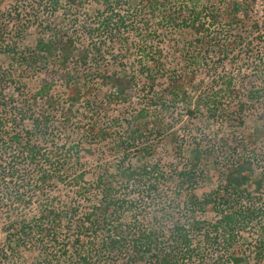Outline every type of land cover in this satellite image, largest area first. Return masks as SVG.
Returning a JSON list of instances; mask_svg holds the SVG:
<instances>
[{
	"label": "trees",
	"instance_id": "trees-1",
	"mask_svg": "<svg viewBox=\"0 0 264 264\" xmlns=\"http://www.w3.org/2000/svg\"><path fill=\"white\" fill-rule=\"evenodd\" d=\"M30 1L50 9L53 18L36 25L35 43L28 46L23 43L28 24L16 14L13 46L4 48L11 62L7 68L0 63V185L31 168L27 178L36 172L40 193L53 196L29 219L15 214V205L31 198L23 188L14 196L0 194V220H6L0 264H264V223L255 197L264 177L253 178L264 158L247 155L254 145L264 151V75L240 69L236 78L215 76L220 81L203 94L204 78H197L206 65L202 55L210 52L221 60L240 52L239 59L256 71L264 68L257 0ZM33 79L39 80L26 95ZM8 84L16 93L4 94ZM217 91L229 98L227 104L219 102ZM252 109L261 120L253 133L191 140L193 155L172 176L176 193L169 208L181 211L180 217L163 207L162 217H150L147 210H134V198L121 194L120 188L147 180L145 166L108 161L87 178L84 157L98 144H105L110 156L130 149L146 155L144 144L165 136L161 140L180 155L182 142L171 129L181 112L201 116L206 124L220 119L227 131L242 128ZM218 151H230L236 161L220 173L221 186L198 194L205 178L200 165ZM157 175L148 188L167 179L163 172ZM66 180L75 196L86 200L97 187L101 199L88 208L73 206L58 193ZM205 214H214V220L203 219ZM140 219L152 222L138 230ZM167 219L174 221L168 232L160 225ZM250 226L259 235L251 254L243 252ZM28 245L33 256H25Z\"/></svg>",
	"mask_w": 264,
	"mask_h": 264
},
{
	"label": "rangeland",
	"instance_id": "rangeland-1",
	"mask_svg": "<svg viewBox=\"0 0 264 264\" xmlns=\"http://www.w3.org/2000/svg\"><path fill=\"white\" fill-rule=\"evenodd\" d=\"M177 1V0H176ZM30 0H0V45L2 48V52H0V63L4 68H7V66L10 65L11 57L6 53L7 51L4 50V48H10L13 46V42L15 40L16 36V28L18 21L16 20V14H20V17L22 19L23 24H28V29L26 31V36L23 39V43L28 46H33L35 43V39L38 34V30L36 29V25L38 23H41L42 21L45 22L46 19H52L53 15L49 12L50 9L46 12L44 6H34ZM33 7V8H31ZM254 13L258 17L262 23H264V0H257L254 5ZM79 27L75 25L74 30H78ZM258 39L264 40V24L262 25V31L258 34ZM19 43H17L16 48L19 49ZM243 55V53L241 52ZM241 57L240 52H238L235 56L228 57L226 59L221 60L218 58L217 55L214 53H206L202 55V60L204 61L205 67L204 70L199 73L197 72V78H204V82L202 83V94L209 90H213V86L217 85L216 81L218 80L215 76H221L222 74L226 76L228 73H232L233 76L239 74V70L242 69L244 73H249L250 75H264V68L260 67V71H256V68L253 67V65H248L247 61L245 59H239ZM239 59L240 61H237ZM236 60V61H235ZM263 69V71H262ZM262 72V73H261ZM236 78V76H235ZM34 81H30L28 91L26 93L29 94L30 90L36 87L37 81L39 79H33ZM235 83H238L235 81ZM214 84V85H213ZM7 89H5L4 94H11L16 93V90L13 89L12 84L7 85ZM260 88L259 85H256V88ZM59 90H62V88H58ZM14 90V91H13ZM190 97L195 96L196 93L192 89L189 91ZM220 93V91H217ZM243 92V91H241ZM216 93V92H215ZM221 94V93H220ZM30 95V94H29ZM223 95L221 94L219 96V102L227 104L229 98H222ZM221 100V101H220ZM257 108H260V104L257 106ZM251 113L248 114L245 118V125L242 126V128L239 129H225L221 127L223 123H221L220 119L217 120H211L210 122L202 123L201 116H198L197 118H190L187 117L184 112H181L178 114L176 118L180 119L179 122L173 126L171 129L174 131H177V139L178 142L182 144L183 151H181L180 155L173 154L172 148L173 146L168 143L164 142L161 139H166L165 136H162L161 139H155L151 142H148L147 144H144L143 149L145 150L146 155L140 154L138 155L137 152H135V149H130L129 152H118L116 156H110L108 155L107 146L105 144H98L97 147H94V153L93 155H85L84 160L86 163V166L84 167L85 170L89 173L87 175V178H91L92 173L96 172L98 170V167H102L104 164L109 162L117 163L120 160L127 161L128 163H125L126 165L129 164V166H132V168L140 169L142 166H145L147 169V180L145 182H132V186L130 185L127 189L120 188L121 194L129 195L130 198H134L133 200L136 202V209L141 210H147L150 213V217L153 216H163V211H161V208H165L168 211H173L171 208H169L170 202L174 199L175 193H176V180L173 178V174H176V172L179 170V168H182L184 166V163L186 162L187 156H192V150H189V144L191 140H199L204 139L205 141H211L214 139V135L219 137H225V138H231L233 137H243V134L247 133H253L252 131L254 128H256L261 120L258 118V114L256 110H251ZM166 118H170L167 116ZM204 118V117H202ZM30 121H27L29 123ZM204 122V121H203ZM173 131V132H174ZM120 135V132H119ZM209 143H213L209 142ZM142 146V145H141ZM140 147V145H139ZM149 148V149H148ZM248 156L254 155V153H258L259 156L258 159L264 158V151H261L258 149L257 145H254L248 148ZM126 153V154H124ZM124 154V155H123ZM256 155V154H255ZM123 156H125L123 158ZM186 157V158H185ZM214 161V162H212ZM236 161L235 154H232L230 151L227 153H222L221 151H218L215 153V155L212 157L211 161L206 162L205 160L202 161V164L200 165L202 168L205 169V178L202 183L198 185V191L197 193H207L211 190H214L215 188L221 186V180H220V173L225 172L226 169L229 168L232 164H234ZM46 167H48V163H45ZM112 166V165H109ZM154 167V168H153ZM112 168V167H110ZM22 173H18V176H15L14 179L11 180V178H8L6 180H3L1 182L2 185H0V194L7 193L9 196L16 195V191L23 188V192L28 194L31 198H25V202L23 201L21 206H16V212L18 216H21L22 218H32L33 216H36L38 214V210L41 209L45 204H50L49 198L53 196V193H50V196L46 197L40 193V189L37 188L36 182L34 180L37 179L38 174L36 172H32L29 176L31 177L28 179L27 172L32 171V169H24ZM28 170V171H27ZM113 170V169H110ZM220 171V172H219ZM21 172V171H20ZM115 172V171H114ZM160 172H163L164 175L167 177V179L159 180L160 185H155L156 188H148L150 186V180L153 181V178L156 176H159ZM20 174V175H19ZM258 175H261L264 177V162H260L256 165L255 173L253 174V178L255 179L258 177ZM123 179L122 183H125L127 179V173L122 175ZM149 180V181H148ZM164 181V182H163ZM155 184V183H153ZM247 188L250 191H254V185L247 184ZM38 191V192H36ZM101 190L95 187L93 191L88 193L87 198L83 199L75 196V189L72 184L66 180L64 183L58 185V193L61 194L62 200L73 203V206L80 205L81 208H88L91 207L92 204H97L98 201L101 199ZM24 193V194H25ZM257 196L259 206L262 210V216L261 220L264 223V188L259 192V194L255 195ZM48 199V201H47ZM183 198L178 200V204L182 205ZM243 202V201H242ZM13 204L11 201H8L7 204ZM150 203V205L148 204ZM12 209V207L10 208ZM3 215H6V207L2 208L1 210ZM172 213V212H171ZM134 214V213H133ZM172 214H174L175 218L180 217L182 212L175 211ZM127 222L133 221V218L130 217V213L127 215ZM203 219L207 218L208 220L212 221L214 220V214H205L202 215ZM3 218V217H1ZM130 219V220H129ZM6 221V220H5ZM4 220H0V240H4ZM153 221H155L153 219ZM160 222V220H158ZM139 228H136L138 230L146 229L148 226V223L152 222V220H139L138 221ZM174 222V221H173ZM172 221H169L167 219L164 221L163 224L160 223L165 229L166 232L170 230V228L173 225ZM135 224V223H134ZM240 235V234H239ZM258 228L256 226H250L246 233L245 237H243L244 244L246 245L243 249V252L245 253H253L254 252V245L255 242L258 240ZM239 239V238H238ZM242 240V237L240 238ZM29 246V245H28ZM222 252V250L220 251ZM31 254L32 256L35 254L34 251H32L31 246L26 247L25 249V256H28ZM219 254V253H218ZM221 254V253H220ZM226 254V252H225ZM23 256V255H22ZM185 264H189V262H185ZM231 264V263H229Z\"/></svg>",
	"mask_w": 264,
	"mask_h": 264
}]
</instances>
